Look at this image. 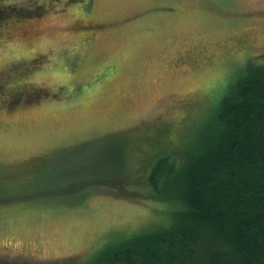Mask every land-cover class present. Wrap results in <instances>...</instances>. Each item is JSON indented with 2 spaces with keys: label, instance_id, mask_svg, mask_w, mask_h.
I'll return each mask as SVG.
<instances>
[{
  "label": "rangeland",
  "instance_id": "obj_1",
  "mask_svg": "<svg viewBox=\"0 0 264 264\" xmlns=\"http://www.w3.org/2000/svg\"><path fill=\"white\" fill-rule=\"evenodd\" d=\"M250 60L264 0H0V264H93L167 225L148 165L181 161Z\"/></svg>",
  "mask_w": 264,
  "mask_h": 264
},
{
  "label": "trees",
  "instance_id": "obj_2",
  "mask_svg": "<svg viewBox=\"0 0 264 264\" xmlns=\"http://www.w3.org/2000/svg\"><path fill=\"white\" fill-rule=\"evenodd\" d=\"M244 64L181 161L166 153L147 167L153 194L176 203L169 223L105 246L93 264H264V63ZM60 157L51 183L65 182Z\"/></svg>",
  "mask_w": 264,
  "mask_h": 264
}]
</instances>
